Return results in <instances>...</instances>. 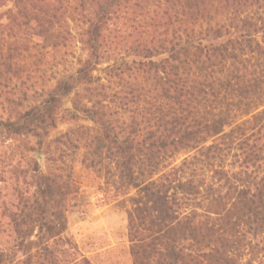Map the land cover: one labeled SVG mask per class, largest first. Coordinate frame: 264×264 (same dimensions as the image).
<instances>
[{
	"label": "trees",
	"instance_id": "1",
	"mask_svg": "<svg viewBox=\"0 0 264 264\" xmlns=\"http://www.w3.org/2000/svg\"><path fill=\"white\" fill-rule=\"evenodd\" d=\"M81 149L132 264H264V0H0V264H93Z\"/></svg>",
	"mask_w": 264,
	"mask_h": 264
},
{
	"label": "rangeland",
	"instance_id": "2",
	"mask_svg": "<svg viewBox=\"0 0 264 264\" xmlns=\"http://www.w3.org/2000/svg\"><path fill=\"white\" fill-rule=\"evenodd\" d=\"M78 54L86 56V52L80 49ZM104 66H99L95 73L103 76L101 69ZM69 105L66 99L64 106ZM81 124L91 125V122L61 121L49 137L53 138ZM82 154L83 149L77 151L72 164L79 191L75 200L76 207L68 219L67 232L76 242L79 251L93 264H132L127 230L130 204L126 197H116L102 177L82 164ZM37 160L44 169V156ZM133 194L134 190L131 189L129 195ZM244 241L245 246L247 240Z\"/></svg>",
	"mask_w": 264,
	"mask_h": 264
},
{
	"label": "water",
	"instance_id": "3",
	"mask_svg": "<svg viewBox=\"0 0 264 264\" xmlns=\"http://www.w3.org/2000/svg\"><path fill=\"white\" fill-rule=\"evenodd\" d=\"M36 157H37L38 159H41L42 155H41V154H36Z\"/></svg>",
	"mask_w": 264,
	"mask_h": 264
}]
</instances>
